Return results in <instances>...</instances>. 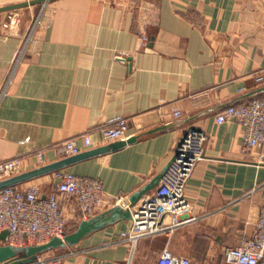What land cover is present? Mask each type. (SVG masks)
<instances>
[{"label":"crops","instance_id":"obj_1","mask_svg":"<svg viewBox=\"0 0 264 264\" xmlns=\"http://www.w3.org/2000/svg\"><path fill=\"white\" fill-rule=\"evenodd\" d=\"M263 93L264 0H55L0 13V161L24 158L27 172L41 167L36 150L50 164L66 157L57 145L84 134L90 149L110 144L102 129L127 119L136 142L64 169L103 182L97 216L159 176L189 129L207 134L186 191L201 220L143 238L132 264H158L165 249L192 264H227L224 248L253 236L264 146L243 154V127L217 115ZM53 182L50 174L28 183L50 194ZM60 199L73 231L84 220ZM130 226L120 221L61 250L64 264H128Z\"/></svg>","mask_w":264,"mask_h":264},{"label":"built area","instance_id":"obj_2","mask_svg":"<svg viewBox=\"0 0 264 264\" xmlns=\"http://www.w3.org/2000/svg\"><path fill=\"white\" fill-rule=\"evenodd\" d=\"M20 53L23 54L22 51ZM174 115L179 118L182 113L175 109ZM229 121L239 123L244 129L243 154L264 146V93L245 103L229 105L217 115L219 124ZM129 130V121L120 119L112 126L104 127L102 134L110 143L128 141L132 138ZM81 139L84 148L79 144ZM207 140L204 131L189 129L185 132L158 187L130 208L131 226L122 233L123 241L132 247L128 264L133 263L136 247L143 238L170 235L201 220L186 191L197 165L205 158ZM92 146L89 134L57 145L60 153L66 157L77 155ZM31 156L37 159L39 166L48 163L43 149L36 150ZM255 162L264 165L263 152L258 154ZM23 172L24 158L0 161V181ZM53 177L55 190L50 194H44L41 186L30 183L0 191V235L7 230L10 232L8 242L0 241V245L27 247L46 244L56 237L64 239L69 233V221L62 208L61 197L75 204L83 220H89L103 208L105 189L100 179L64 170L53 173ZM124 200L119 199L116 205ZM223 255L227 264H264V208L259 213L253 236L244 239L237 247H225ZM30 264H64V255L50 252ZM158 264H192V260L165 249Z\"/></svg>","mask_w":264,"mask_h":264},{"label":"water","instance_id":"obj_3","mask_svg":"<svg viewBox=\"0 0 264 264\" xmlns=\"http://www.w3.org/2000/svg\"><path fill=\"white\" fill-rule=\"evenodd\" d=\"M55 0H31L21 3L11 4L8 6L0 7V13L10 12L22 8H27L37 4H47ZM138 140L136 136L130 138L128 141H116L110 144L99 146L77 155L68 156L58 161L46 164L44 166L35 168L33 170L23 172L17 176L0 181V191L23 185L31 182L37 178L53 174L55 172L64 170L72 165L82 161L97 158L112 152L123 149L130 143ZM170 165V164H169ZM169 166L157 176L150 184L145 186L142 190L136 192L131 197L127 198L121 204H118L110 210L94 216L89 220H84L79 224L75 230L70 231L64 239L54 238L50 242L41 245L27 246V247H14L9 244L0 245V264H30L36 262L40 256L53 252L61 251L68 248L76 247L84 239L88 238L91 234L98 232L106 227L114 225L120 221L132 220L130 208L136 205L145 195L157 187ZM10 232L7 230L0 235V241L8 242Z\"/></svg>","mask_w":264,"mask_h":264},{"label":"rangeland","instance_id":"obj_4","mask_svg":"<svg viewBox=\"0 0 264 264\" xmlns=\"http://www.w3.org/2000/svg\"><path fill=\"white\" fill-rule=\"evenodd\" d=\"M22 0H0V5H8V4H13L14 2H20ZM25 1H31V0H25ZM52 254H62L60 251H54Z\"/></svg>","mask_w":264,"mask_h":264},{"label":"bare ground","instance_id":"obj_5","mask_svg":"<svg viewBox=\"0 0 264 264\" xmlns=\"http://www.w3.org/2000/svg\"><path fill=\"white\" fill-rule=\"evenodd\" d=\"M11 16H13L12 14L10 15V19H11ZM16 16V15H15Z\"/></svg>","mask_w":264,"mask_h":264}]
</instances>
